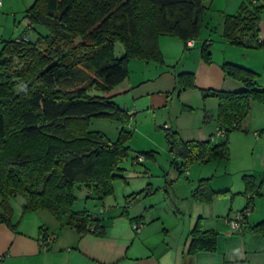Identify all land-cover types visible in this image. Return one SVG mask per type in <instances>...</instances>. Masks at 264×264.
<instances>
[{
	"label": "trees",
	"instance_id": "trees-1",
	"mask_svg": "<svg viewBox=\"0 0 264 264\" xmlns=\"http://www.w3.org/2000/svg\"><path fill=\"white\" fill-rule=\"evenodd\" d=\"M203 1L34 0L25 9L30 27L37 24L45 32L35 40L25 36L3 40L0 49V224L16 230L9 200L22 195V213L45 210L60 226L80 235L105 234L103 212L73 209L74 187L85 185L92 189L90 196L99 200L110 194L113 180L121 177L117 163L129 154L124 140L130 133L122 128L111 141L89 129L92 116L125 120L127 111L109 97L90 95L88 88H108L125 78L131 56L162 62L160 36H177L187 47V41L199 32ZM254 4L243 2L236 13L224 16L223 36L229 44L263 46L260 7ZM248 34L252 44L243 41ZM115 41L123 45L121 56L114 54ZM200 57L211 62L206 42ZM221 69L244 86L234 92L201 90L204 97H217L218 132L224 140L216 144L210 138L185 140L178 131L164 127L169 150L182 165L228 159L229 131L241 128L253 101L264 104V87L256 71L228 61L221 63ZM175 80L183 89L194 87L192 72H180ZM138 155L149 153L137 154L132 161ZM242 178L245 193L250 194L255 177L243 174ZM216 193L207 178H200L192 196L210 199ZM140 194L125 197L122 214ZM44 229L40 226V233ZM252 229L264 232V218ZM188 238L187 253L193 255L214 250L217 232L195 222Z\"/></svg>",
	"mask_w": 264,
	"mask_h": 264
},
{
	"label": "rangeland",
	"instance_id": "rangeland-1",
	"mask_svg": "<svg viewBox=\"0 0 264 264\" xmlns=\"http://www.w3.org/2000/svg\"><path fill=\"white\" fill-rule=\"evenodd\" d=\"M33 1L0 0V49L3 40L22 36L29 40H35L39 33L45 32L37 24L30 27L25 16V9ZM245 2L247 4L252 2L259 6V19L264 20V0H245ZM238 3L239 0L203 1L205 8L200 17L199 32L193 38L194 46L185 55H181L179 52L181 56H178L176 72L182 71L181 67H187L184 70L194 71L192 67H196L200 63V49L206 42L211 60L220 61L225 55L238 59L247 56L248 59L257 60V68L260 71L258 72L259 79L264 80V60L258 58L259 50L225 43L224 16L236 13L239 9L237 8ZM243 41L248 44L253 43L250 34L243 37ZM168 47H171V44H168ZM123 53L122 43L115 41L114 54L121 56ZM161 64L155 60L131 56L128 58V75L125 78L108 88L98 86L88 88L90 95L109 97L119 107L127 111L125 120L92 116L88 120V127L90 130L103 133L111 141L118 138L122 128L129 131L130 134L124 140L125 145L129 148V154L118 161L117 165L121 168L118 173L121 177L113 180L112 192L103 200L91 197L92 189H87L85 185H75L76 198L72 206L73 209H86L98 213L101 208H106L100 215L104 217L114 215L120 211L124 195L131 191H140L144 194V191L139 189H144L150 182L153 184V194L162 191L167 197L166 191H168L176 194L180 202L185 205V197L190 195V186L194 184L193 187H196L200 177L208 179L211 189L223 191L226 187H230L235 190L240 183L242 172L249 171L253 146L264 138V104L253 101L249 117L241 128L229 131L227 136L228 159H212L207 162L192 161L182 165L180 159H175L169 150L164 127L167 125L170 129L178 131L185 140L210 138L211 143H220L225 137L218 132V128L210 132L213 126L218 125V100L212 95L204 97L199 88H181L176 80H173V69H166L167 66L162 67ZM190 67L192 69H189ZM146 152L149 155H144L142 162L132 161L135 155ZM259 177L262 190L260 195L255 196L257 200L264 201V174L260 173ZM233 190L231 193L216 195L217 199L222 200L220 205L224 204L230 215L239 209L238 205L243 201L239 194L233 193ZM236 197L238 198L234 201ZM223 198H226L225 201ZM23 201L22 195L11 197L9 200L12 206V221L17 223L16 228L19 227L24 214L41 220L40 226H45L48 220L55 222L51 214L45 210L22 213ZM244 203L245 199L240 205L242 206ZM169 215L168 213L166 225L171 227L174 233H182L187 225V217L177 221ZM34 221L32 219L30 222L33 224Z\"/></svg>",
	"mask_w": 264,
	"mask_h": 264
},
{
	"label": "crops",
	"instance_id": "crops-1",
	"mask_svg": "<svg viewBox=\"0 0 264 264\" xmlns=\"http://www.w3.org/2000/svg\"><path fill=\"white\" fill-rule=\"evenodd\" d=\"M243 2L245 0H239L237 8ZM258 28L263 46L252 49L259 50L258 58L264 60V20L259 19ZM167 36L174 38H164ZM176 37L163 35L158 40L163 57L161 66L166 65V69H173V80L178 73L187 71L194 74L195 88L234 92L242 90L244 86L240 81L224 74L221 69L222 62L237 63L257 73L260 72L257 68V60L255 63L247 56L238 59L227 55L220 61L211 60L210 63L203 62L200 57V63L192 67L194 69L189 68L194 71L184 70L187 67H181L183 70L176 72L178 56L187 54L194 46V40L192 46L185 47L184 42ZM225 43L231 45L226 39ZM168 44H171V47H168ZM176 54L178 55L175 56ZM259 77L258 83L264 87V80H260ZM217 128L216 124L210 132ZM260 140L253 146L249 171L242 172V175L252 174L255 177L250 194L245 193L246 186L242 176L235 190L230 187H226L223 191L213 188L212 190L217 193L210 199L193 197L192 191L195 185L192 182L190 195L185 197L186 204L183 205L176 194L168 191H166L167 197L162 191L153 194L154 188L150 182L144 189H139L144 191V194L136 195L129 202L125 214L121 213L125 197L135 193L134 191L124 195L118 213L107 217L100 215L101 223L105 226L103 236H95L91 233L80 235L71 227L60 226L55 219V222L46 221L43 226L45 231L42 234L39 225L41 220L24 214L16 230L0 224V264H264V232L252 229L254 224L264 218V201L256 199L262 190L259 174H264V138ZM232 190L233 193L239 194L243 201L245 199V203L241 206L242 201L238 205L239 209L230 215L224 204L220 205L222 200L217 199L216 195L231 193ZM237 198H234V201ZM223 199L225 201L226 198ZM249 200L252 204L251 209L244 218L241 231L230 232L225 218L233 217L248 204ZM168 213L177 221L187 217V225L182 233H174L173 229L166 225ZM32 219L33 221L35 219L33 224L30 222ZM195 222H199L202 229H213L217 232L214 250H201L193 255L187 253L188 234ZM134 224H138L136 229L132 227ZM45 238H49L50 242L47 243L46 248H43L41 242Z\"/></svg>",
	"mask_w": 264,
	"mask_h": 264
},
{
	"label": "built area",
	"instance_id": "built-area-1",
	"mask_svg": "<svg viewBox=\"0 0 264 264\" xmlns=\"http://www.w3.org/2000/svg\"><path fill=\"white\" fill-rule=\"evenodd\" d=\"M192 45H193V40H188L187 41V46H192ZM165 128H167V125L165 126ZM143 159H144V157L142 155H138L133 161L140 163V162L143 161ZM250 209H251V206H248L243 211H239L238 213H236L233 217L225 218V222L227 223L230 232L238 233V232L241 231L243 223H244V218L246 217V215L248 214ZM105 210H106V208H101L100 212H103ZM137 226H138V224H134L132 227H133V229H136ZM49 242H50V239L49 238H45L41 242V246H43V248H46V245Z\"/></svg>",
	"mask_w": 264,
	"mask_h": 264
},
{
	"label": "water",
	"instance_id": "water-1",
	"mask_svg": "<svg viewBox=\"0 0 264 264\" xmlns=\"http://www.w3.org/2000/svg\"><path fill=\"white\" fill-rule=\"evenodd\" d=\"M197 14H196V11L194 12V18H196Z\"/></svg>",
	"mask_w": 264,
	"mask_h": 264
}]
</instances>
